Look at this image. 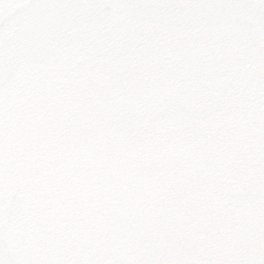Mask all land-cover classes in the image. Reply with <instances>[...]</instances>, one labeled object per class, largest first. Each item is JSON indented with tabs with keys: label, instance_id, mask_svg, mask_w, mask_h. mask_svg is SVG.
<instances>
[{
	"label": "snow or ice",
	"instance_id": "obj_1",
	"mask_svg": "<svg viewBox=\"0 0 264 264\" xmlns=\"http://www.w3.org/2000/svg\"><path fill=\"white\" fill-rule=\"evenodd\" d=\"M0 264H264V0H0Z\"/></svg>",
	"mask_w": 264,
	"mask_h": 264
}]
</instances>
